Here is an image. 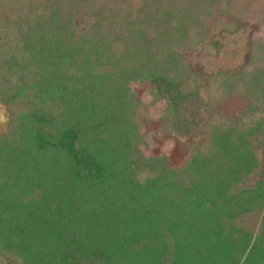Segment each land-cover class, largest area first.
I'll return each mask as SVG.
<instances>
[{
  "label": "trees",
  "instance_id": "trees-1",
  "mask_svg": "<svg viewBox=\"0 0 264 264\" xmlns=\"http://www.w3.org/2000/svg\"><path fill=\"white\" fill-rule=\"evenodd\" d=\"M249 24L243 66L187 59ZM133 81L174 132L212 89L260 113L172 167L144 152ZM1 95L24 107L0 136V264H264V0H0Z\"/></svg>",
  "mask_w": 264,
  "mask_h": 264
},
{
  "label": "rangeland",
  "instance_id": "rangeland-1",
  "mask_svg": "<svg viewBox=\"0 0 264 264\" xmlns=\"http://www.w3.org/2000/svg\"><path fill=\"white\" fill-rule=\"evenodd\" d=\"M254 26L249 24L240 28L230 36L225 34L216 35L211 31L212 39L218 40L222 49L217 51V55L211 53H205L202 48L192 52H186V57L191 61V64L195 69H199L201 73H213L216 70L230 69L235 70L241 67L247 61L246 48L249 43L251 33ZM260 32L257 33V35ZM233 37V38H231ZM132 91L135 94V98L140 100L143 111L140 113L139 127L143 135V142H145L146 148L144 152L158 157H165L163 163L172 167L180 166L189 155L194 147L203 136L204 130L208 125L219 126L228 121H235L240 115L241 111L246 105L245 96L241 94H228L230 90H216L212 89L210 96L212 100V108L210 111L205 112L203 110H197L200 116L197 117L196 123L191 129H188L186 133L174 132L161 117L162 100L157 97L150 103V87L146 81H133L129 83ZM24 107L22 102L16 100H10L8 96H0V136H7L9 141H14V127H12L15 116ZM145 112V113H144ZM260 112L250 114L244 120H236L242 122V124H248L250 120L256 119ZM11 121L9 125L8 122ZM16 122V121H15ZM17 125V124H16ZM7 130V131H6ZM6 131V132H5ZM5 132V133H4ZM10 134V135H9ZM9 135V136H8ZM14 137V138H13ZM257 139L258 147L261 159L264 158V133L258 134ZM144 146V147H145ZM259 217L251 215L244 219L245 225L258 224Z\"/></svg>",
  "mask_w": 264,
  "mask_h": 264
}]
</instances>
